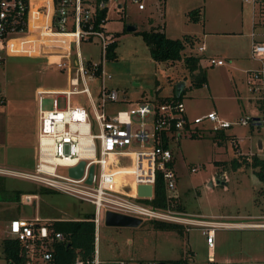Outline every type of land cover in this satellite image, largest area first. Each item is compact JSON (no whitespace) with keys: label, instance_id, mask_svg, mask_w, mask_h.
Returning a JSON list of instances; mask_svg holds the SVG:
<instances>
[{"label":"rangeland","instance_id":"374dc122","mask_svg":"<svg viewBox=\"0 0 264 264\" xmlns=\"http://www.w3.org/2000/svg\"><path fill=\"white\" fill-rule=\"evenodd\" d=\"M143 3L146 7L144 11H139L137 5L127 1L125 11L116 13L112 5L107 15V32L121 33L117 40L116 59L106 61L105 70L112 76L107 87L117 90L120 98L127 101L125 104L109 105L108 110L127 109L130 103L155 102L172 95L175 90L185 91L182 101L192 118L212 110L231 123L240 118L254 120L263 117L255 95L248 91V85L243 89L242 102L231 96L234 82L238 84L242 76V62L249 60L255 67L261 65L247 51L251 46V33L257 35L260 30L264 32V9L253 14L250 5L243 0H143ZM200 7L206 31L225 33L222 37L220 34L207 36L204 40L208 47L206 57L197 51L202 44L192 50L201 58L200 67L206 73L212 96L205 87L190 88L192 77L182 61L173 65L154 62L141 36L127 31V26L131 25L136 26L138 32L161 26L159 29L164 27L171 39H180L184 34L202 37L203 22L192 23L187 16L188 12ZM148 18L155 22H149ZM253 18L256 20L255 28ZM124 25L126 32L122 33ZM57 52L44 50L45 54ZM80 52L85 61H101L98 40L83 42ZM186 54H189L188 50ZM236 55H239L238 62L232 65L229 59H235ZM208 58L220 59L225 66L232 68L221 71L220 67L209 66ZM50 60L51 63L45 58L8 57L0 52V169L27 173L34 170L38 129L36 91L72 89L70 75L56 68V59ZM87 86L94 98L98 82L87 81ZM58 102L62 105L63 99L59 98ZM71 102L88 104L85 95L71 96ZM42 105L45 110L51 109L50 99L46 98ZM224 134L220 143L213 135L206 134L194 139L183 137L172 144L178 176L177 190L181 195L178 203L192 217H216L226 223L261 222L254 218L260 215L258 202L264 182L250 167L233 171L222 162L236 158L239 152L248 155L256 153L262 158L264 151L258 148L257 141H264V129L262 126L255 127L250 121L247 126L234 125ZM231 138L238 143L237 151ZM122 165L128 167L129 162L122 161ZM192 168H196L197 172L191 173ZM58 173L65 175L67 170L60 168ZM223 174L226 180L221 183L218 179ZM44 189L27 180L0 175V226L10 224L13 218L18 217H37L47 224L55 220H78L93 214L90 204L62 193H45ZM29 194H35L37 198L30 204L24 203L23 196ZM6 237L9 234L4 229L0 232V243ZM97 246L99 258L105 264L117 260L146 262L180 258L187 259L189 264H207L209 253L219 263L264 264L263 229H219L215 232L210 250L197 228L186 231L183 227V234H180L157 231L148 220H143L137 228L108 227L103 223ZM0 264H7L1 247Z\"/></svg>","mask_w":264,"mask_h":264},{"label":"built area","instance_id":"2783aa9c","mask_svg":"<svg viewBox=\"0 0 264 264\" xmlns=\"http://www.w3.org/2000/svg\"><path fill=\"white\" fill-rule=\"evenodd\" d=\"M0 0V52L8 57L56 59V68L70 75L71 90L36 91L37 101V153L32 172H17L0 169V175L13 176L30 181L42 188L62 193L90 204L94 224V250L92 257L76 258L73 264H105L99 258L98 235L107 212L139 218L142 221H158L178 224L186 231L197 228L206 239L211 250L214 236L221 229H263L264 230V188L258 202L260 215L257 223H226L216 218L192 217L175 208L180 194L177 190L172 144L183 137H202L206 134L225 132L234 125L264 126V44L253 43L251 57L261 63L260 68L249 73L248 91L255 95L263 117L251 120L240 118L231 123L219 116L216 111L188 118L184 104L179 100L165 102L130 103L127 109L108 110L112 104H125L115 89L107 87L112 76L105 70L108 46L114 41L113 34L105 29L107 15L96 24L98 11L107 10L113 5L114 11H125L127 1L145 9L143 0ZM250 5L253 14L264 9V0H243ZM255 16V15H254ZM254 34H252V37ZM100 43V62L85 61L80 46L83 42ZM44 50L58 51L45 54ZM198 53L205 46L197 48ZM197 53V54H198ZM71 62V64H69ZM74 63V65L72 64ZM224 61L208 58L209 66H222ZM50 66V65H49ZM87 81L98 82L93 98ZM82 86V89L79 87ZM183 92V91H182ZM177 92V95L182 93ZM85 95L88 104L71 102V96ZM49 98L51 109H43V101ZM63 99L60 105L58 99ZM233 146L237 142L231 141ZM133 145H137L134 147ZM264 151V146L262 148ZM264 160V156L262 157ZM122 161H128L124 167ZM84 163L79 178L68 175V169ZM66 169L67 174L58 173ZM93 168L91 183L87 182L89 170ZM197 172L196 168L190 169ZM161 176L168 207L153 208L144 200H152L157 177ZM225 182L223 174L218 179ZM139 186H151V197H139ZM32 195H24L23 202L30 203ZM35 198V197H34ZM252 218V217H249ZM39 218L11 220L9 237L26 244L30 261L34 264V249L37 243L43 244L48 230ZM55 238L62 240L60 233ZM40 259L43 264L51 260V253L41 246ZM213 256L209 253L208 260ZM108 264H138L125 260ZM142 264H160L159 261H146ZM189 264V263H188Z\"/></svg>","mask_w":264,"mask_h":264},{"label":"trees","instance_id":"16d2710c","mask_svg":"<svg viewBox=\"0 0 264 264\" xmlns=\"http://www.w3.org/2000/svg\"><path fill=\"white\" fill-rule=\"evenodd\" d=\"M203 10L202 8L194 9L187 13L188 19L192 23H201ZM107 15V10L98 11L96 24H98ZM160 27H153L148 31H134L141 36L142 40L146 44L149 50L151 59L156 63H165L167 65H173L176 62L182 61L185 69L190 73L192 82L190 88H201L207 83V77L205 71L200 67V57L197 53H193L192 50L199 45V39L194 36L185 35L180 39H171L165 35ZM125 25L123 32L125 33ZM119 33L113 34L114 41L108 46L106 58L108 61L116 59V49L118 47ZM186 50L189 54H186ZM197 72V74H195ZM185 91L177 95L176 91H173L170 97L160 98L158 102H165L168 100H183ZM213 135L214 139L220 141L225 137L224 132H220ZM197 137H192V139ZM231 138V141H234ZM235 151L237 146H234ZM217 164L219 162H216ZM222 164L233 171L242 167H250L254 170V173L260 181L264 182V160L257 156H245L237 155L236 158L229 162H222ZM45 193L51 190L44 189ZM19 195L20 192H15ZM259 196V195H258ZM145 204L157 209H166L168 207L164 184L161 176L157 177L156 183L153 189L152 200H144ZM178 211L183 212V207L179 203L175 208ZM92 215H86L82 219L78 220H55L49 222L46 225L48 230V237L44 240L43 244L37 243L34 249V264H43L40 259L41 246L45 245L51 253V260L45 264H73L76 258L82 260L92 257L94 250V224L90 221ZM153 229L157 231H169L183 234V226L178 224L150 221ZM102 225V224H101ZM55 233H60L63 237L62 240L55 238ZM1 254L7 264H28L30 261V255L26 249V244L18 241L12 237H6L1 240L0 243ZM138 264H142L143 261H137ZM160 264H188L187 259L180 258L177 260L159 261ZM207 264H224L215 261H208Z\"/></svg>","mask_w":264,"mask_h":264},{"label":"crops","instance_id":"0c3cea01","mask_svg":"<svg viewBox=\"0 0 264 264\" xmlns=\"http://www.w3.org/2000/svg\"><path fill=\"white\" fill-rule=\"evenodd\" d=\"M145 9H146V7H145ZM144 9V10H145ZM144 10H142V11H144ZM109 13V12H108ZM108 13H107V15H108ZM254 18H255V16H254ZM253 18V19H254ZM150 21L149 22H151V23H153V22H155V20L154 19H150V18H148ZM253 28H255V25H256V20L254 19L253 20ZM106 24H107V22H106ZM106 24H105V26H106ZM203 26H204V31H203V36L201 37V36H198V35H196V34H184L183 36H185V35H188V36H194V37H197L198 39H199V44H202V45H204L205 46V51L202 53L203 54V56L204 57H206V54L205 53H207V51H208V47L206 46V44H205V42H204V40H206L207 39V36L208 35H212V34H220V37H222V35H224L225 33L224 32H222V33H209L210 31H206V24L203 22ZM160 28H161V26H159ZM105 29H106V27H105ZM136 30H137V27H136ZM107 31V30H106ZM164 33H165V31H164V27H163V30H162ZM116 33H118V32H116ZM115 34V33H114ZM119 34H121V33H119ZM252 34H254V36L252 37ZM165 35H166V33H165ZM167 36V35H166ZM218 36V35H217ZM220 37H219V39H220ZM250 38H251V46L253 45V43H261V44H264V32L263 31H259L258 33H257V35H255V33L254 32H252L251 33V35H250ZM251 46L249 47V50L247 51V53H249L250 52V56H251ZM217 51H219L218 49H216ZM239 55H236L234 58L235 59H229V60H231V62H232V65L234 64V63H236V62H238V57ZM244 56V55H243ZM245 57V56H244ZM218 58H220L219 56H218ZM215 59V58H214ZM217 60H220V59H217ZM213 67H220V70L221 71H223V70H225V71H229L231 68H232V66H225V63H224V65H222V66H213ZM241 70H240V72H241V74H242V76H241V79L239 80V82H238V84L236 83V82H234V90H233V92H232V96L231 97H233V98H235L237 101H240V102H242L243 101V99H242V94H244V92H245V90H243L244 88H245V86H247V80H248V76H249V73L250 72H252V71H254V70H257L258 68H260V66L259 67H255L254 65H253V63L252 62H250L249 60H245L244 62H242V65H241ZM235 69H236V67H235ZM207 88V90H208V93H209V95L210 96H212V92H211V89H210V87H209V85H208V82L206 83V85H204L203 87H201V88ZM173 91H175V90H173ZM173 91H172V93H173ZM171 96V95H170ZM170 96H167V97H170ZM249 100H250V97H247ZM256 101V100H255ZM182 103H183V101H182ZM184 104V103H183ZM256 104H257V107H258V109L260 110L261 109V107H260V104H258L257 103V101H256ZM184 108H185V105H184ZM212 111H215V110H212ZM261 111V110H260ZM210 112V111H209ZM217 112V111H216ZM185 113H186V116L188 117V118H192L189 114H188V112H187V110H186V108H185ZM218 114V113H217ZM262 125H256L255 127H257V128H259V127H261ZM263 127V129H264V126H262ZM37 128H38V117H37ZM37 140V139H36ZM236 141V140H235ZM261 142V149L263 148V146H264V141H262V140H258L257 141V144H258V142ZM36 148H37V144H36ZM237 148H238V143H237ZM258 148H259V146H258ZM260 149V148H259ZM237 151V150H236ZM245 155V156H251V155H256V153H250L249 155L248 154H243V153H241V152H239V153H237L236 155ZM258 156V155H257ZM222 183V182H221ZM29 195H31V194H29ZM32 196H34L35 198H37V195H35V194H33ZM33 197V200L35 199ZM33 201L31 200V202L30 203H32ZM30 203H27V204H30ZM181 204L183 205V202H181ZM259 207V206H258ZM183 212H186V210L184 209V206H183ZM220 217H223V218H228V217H226V216H220ZM212 218H216V217H212ZM230 218V217H229ZM15 219H22V218H20V217H18V218H13L12 220H15ZM28 219H33V218H28ZM234 224H240V223H234ZM8 228H9V223H4V225L3 226H0V232H2L4 229H6V230H8ZM215 252V251H214ZM177 260V259H176ZM212 261H215V262H217L216 260H215V257L213 256V259H212ZM233 264V263H232Z\"/></svg>","mask_w":264,"mask_h":264},{"label":"water","instance_id":"95a60500","mask_svg":"<svg viewBox=\"0 0 264 264\" xmlns=\"http://www.w3.org/2000/svg\"><path fill=\"white\" fill-rule=\"evenodd\" d=\"M128 32L136 31V26L131 25L127 26ZM258 146L261 149V142H258ZM84 163L81 162L77 167L68 169V175L73 178L81 177L83 173ZM93 175V168L89 170V176L87 182L90 184ZM137 195L139 197H151L152 188L151 186H139L137 188ZM142 220L139 218H134L131 216L107 212L104 217V224L108 227H116V228H137L142 224Z\"/></svg>","mask_w":264,"mask_h":264}]
</instances>
